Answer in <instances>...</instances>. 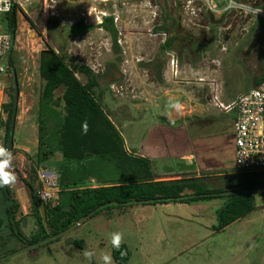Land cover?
Wrapping results in <instances>:
<instances>
[{
	"label": "rangeland",
	"instance_id": "rangeland-1",
	"mask_svg": "<svg viewBox=\"0 0 264 264\" xmlns=\"http://www.w3.org/2000/svg\"><path fill=\"white\" fill-rule=\"evenodd\" d=\"M256 1H127L123 19L126 25L117 32L119 50H116L111 35L99 30L88 33L79 44L73 43L81 35H69L68 20L79 15L83 8L98 3L56 0L46 23L42 24L43 0H31L32 4L26 7L29 15L19 13L14 52L1 59V64L8 68L0 79L1 110L9 101L13 80L10 59L17 71L21 91L12 140L13 167L18 179L11 187L20 203L17 217L30 213L31 190L25 180L36 186L39 183V179L36 182L29 175L35 166L38 149L37 109L42 87L39 55L47 46L63 48L73 63L89 66L100 76V85L95 91L120 128L126 145L132 147V140H137L143 148L147 146L141 134L144 122L153 121L156 123L153 128L161 130L158 136L163 137L161 143L151 145L149 151H154L155 155L168 157L173 162L176 156L194 151L202 165L205 163L213 169V175L235 173L234 118L215 107L213 96L218 92L219 100L229 104L252 89L255 79L264 75L261 53L264 43L257 40L258 34L251 33L258 19L264 16L252 15L247 10V6L253 7ZM111 5L99 6L111 9ZM256 6L264 8V0H259ZM44 14L45 21L47 12ZM0 23L4 28L5 21L2 19ZM81 28L85 32V27ZM170 36L173 38L167 49L164 44ZM172 56L178 63L173 70ZM108 64H115L116 68L105 76ZM159 71L161 78L158 80ZM61 93L59 90L56 95ZM170 100L179 101L183 109L179 113L175 111V118L166 121L163 115L172 110L168 106ZM145 109L148 111H143ZM185 116L191 122L189 130L186 128L188 136L180 133L181 128L173 132L181 127L178 120ZM134 117L137 125L131 120ZM209 118L211 122L197 123ZM4 134L1 129L3 143ZM57 154L59 157L56 155L38 168L59 172L63 158ZM260 174L264 178V173ZM225 202L222 197L190 203H136L104 209L65 236L0 264H103L102 254L112 256L109 234L113 232L123 233L122 244L130 251L127 264H264V196H257L258 208L254 213L215 232L216 215ZM74 241L79 246L74 245ZM17 248H20L17 241L0 245V259ZM85 249L96 253L91 261L84 257ZM113 261L117 264L114 258Z\"/></svg>",
	"mask_w": 264,
	"mask_h": 264
},
{
	"label": "trees",
	"instance_id": "trees-1",
	"mask_svg": "<svg viewBox=\"0 0 264 264\" xmlns=\"http://www.w3.org/2000/svg\"><path fill=\"white\" fill-rule=\"evenodd\" d=\"M3 21L5 31L11 36L12 47L9 53H13L19 27L18 7L14 6ZM81 27L83 26L68 27L69 35H82L84 32ZM104 27L112 37L114 48L119 50L117 30L112 21L106 20ZM251 33L258 34L257 40L264 43V19H258L257 26ZM168 45L165 42L166 48ZM54 47L47 46L39 55L42 87L37 109L38 149L35 166L29 175L37 182L36 168L47 164L57 153L62 155L59 192L52 200L45 202L51 234H48L39 211L37 191L41 188L40 183L37 182L36 186L25 180L31 190V216L36 219V231L31 236L22 227L23 219H17L20 203L13 188L0 187V245L9 241L20 243L19 249L6 252L5 256L62 232L91 213V217H94L104 209L127 207L136 204L134 202L190 203L223 197L226 202L217 212V224L213 226L215 232L222 231L257 210V196H264V178L260 173H215L211 179L200 177L157 180L149 160L135 157L126 151L124 139L115 121L104 109L95 91L100 85V76L89 67L73 63L63 48H57L59 53H56ZM261 53L264 57L263 49ZM9 67L12 68L13 80L9 88V101L2 105L5 119H1L0 125L5 132L3 144L12 150L21 91L11 59ZM114 68L115 64H108L104 75L109 76ZM157 78H161V71ZM263 81L264 75L255 79L253 88ZM59 90L62 93L57 96ZM85 122L87 132L83 130ZM91 179H95L96 187ZM227 192L234 193L225 194ZM181 197L185 198L180 199ZM150 200L155 201L147 202ZM111 202L117 205H109ZM73 243L79 246L77 241ZM121 252L125 253L123 257ZM112 256L117 264H127L130 251L122 244L119 251L113 249Z\"/></svg>",
	"mask_w": 264,
	"mask_h": 264
},
{
	"label": "built area",
	"instance_id": "built-area-1",
	"mask_svg": "<svg viewBox=\"0 0 264 264\" xmlns=\"http://www.w3.org/2000/svg\"><path fill=\"white\" fill-rule=\"evenodd\" d=\"M91 1L98 3L99 5L112 3L111 9H105L99 5L91 4L90 6L83 8V11H80V14L76 15L75 18L68 20L67 24L71 27L82 25L88 29L87 33L81 35L80 38H75L73 44H79V41L85 39L86 35L93 30H99L102 34H110L104 27L106 20H111L113 26L119 33L121 32L120 30H123L122 27H125L126 25V22L123 21L125 15L124 11L126 12L124 6L126 5V2L130 0ZM10 3L11 9L9 11L0 12V22L14 6L19 7L24 14L29 15L26 7L32 4L31 0H10ZM55 3L56 0H43L44 9L47 12V19L50 16L48 13L50 9L55 7L53 5ZM260 14L264 16V12H261ZM53 16L59 17V14H54ZM120 42L121 40H118L119 44ZM11 47V36L5 31L0 23V79L8 71V68H5L1 64V59L9 54ZM54 50L56 53H59L57 48L54 47ZM177 64V61L172 56L170 63L171 70L177 68ZM89 68L92 70L91 67ZM218 96V92L213 96L215 107L219 108V110L225 115H233L234 118V162L236 172L244 174L264 173V81L258 87H254L249 91L240 94L229 104L221 102ZM1 119L5 118L0 108V121ZM1 129L0 125V144H3ZM11 151L14 153L15 149L13 148ZM36 171L39 183L41 184V188L37 191L38 200L48 202L59 192L60 173L53 169L47 171L36 168Z\"/></svg>",
	"mask_w": 264,
	"mask_h": 264
},
{
	"label": "crops",
	"instance_id": "crops-1",
	"mask_svg": "<svg viewBox=\"0 0 264 264\" xmlns=\"http://www.w3.org/2000/svg\"><path fill=\"white\" fill-rule=\"evenodd\" d=\"M41 11H43L42 12L43 13L42 14V16H43L42 17V24H43L44 22L46 23V21H47V18L44 21V15H45L44 14L45 13L44 6H42ZM19 13L21 15H23L24 12L19 11V9H18V24L20 25V14ZM2 19H4V17ZM87 31H88V29H87ZM87 31H85L83 34H85ZM172 38H173V36L172 37L170 36V38H168L167 45L171 43ZM247 46H248V42H247ZM136 110H138V109H136ZM143 111L147 112L148 109H145ZM174 115H176V112L174 110L173 111L170 110L169 112H166V114L163 115V120L164 119L166 121H167V119L171 120V117L175 118ZM186 119H190V118H187L185 116L183 119H179L178 123H179V125H181V127H179L177 130H174L173 132L179 131L181 128L180 133H182V135L184 134V135L188 136V134H187L188 131H186V128H188V130H189V128L191 126V122L187 121ZM131 120H134L135 125H137V123L135 122L137 120L136 117L132 118ZM198 121H199V122H197L198 124H206L207 122H211L212 118H209L206 121L201 120V121H203L202 123L200 122V120H198ZM160 122H162V121L160 120ZM155 124L156 123L153 121L151 123L144 122V128L142 130V134H141L142 139L141 140H142V142L146 141L147 146L144 145V148H143L139 141L132 140V142L130 141L132 144V147H129V145H126V143H125V149L129 154H132L135 157H141V158H145V159L149 160V162L151 164L152 172L154 173L157 180L169 181V180H175V179H180V178H200V177H205V178L210 179L213 176V174H212L213 172H211L213 169L211 170V168L209 166L205 165V163L202 165L199 162V158L194 151L192 153L183 154L182 156H176L175 158H173V162H171L172 160H170L168 157H161V156L155 155L154 151H149L152 148V146H154L155 144L161 143L163 141L162 135L159 134V136H158V133L161 130H155L156 128H153L156 126ZM117 129L120 131V128L117 127ZM120 133H121V131H120ZM232 134L234 135V127H233ZM133 137H135V139H136L137 134H135V136H133ZM234 139H235V136H234ZM232 149L234 151V144H233ZM149 152H151L150 153L151 155H147V154H149ZM56 155L59 157L58 154H56ZM234 160H235V154H234ZM234 160H233V162H234ZM58 161H60V159ZM220 172H222V171H220ZM91 181H93V183H94L95 179H91ZM94 187H96L95 183H94ZM29 207H30V213L26 216H22L21 218L17 217L18 220L27 218L30 221L31 219H33V217L31 216V205L30 204L28 205V208ZM25 208H27V205H25ZM26 230L27 229H25V231Z\"/></svg>",
	"mask_w": 264,
	"mask_h": 264
},
{
	"label": "clouds",
	"instance_id": "clouds-1",
	"mask_svg": "<svg viewBox=\"0 0 264 264\" xmlns=\"http://www.w3.org/2000/svg\"><path fill=\"white\" fill-rule=\"evenodd\" d=\"M11 9L10 0H0V12H6ZM247 10L252 15H258L264 8L260 7H252L251 5L247 6ZM169 108L176 111L181 112L183 109V105L179 101L170 100ZM83 130L87 132V124L83 125ZM15 160V156L13 151L9 148L5 147L3 144H0V187H10L17 183V174L16 170L13 167V162ZM124 241L123 233L121 232H113L109 234V242L113 249L119 251L121 249V245ZM84 257L91 261L96 253L94 250L85 249L83 252ZM125 255L124 252H121V256ZM101 260L103 264H114L113 258L110 253L102 254Z\"/></svg>",
	"mask_w": 264,
	"mask_h": 264
},
{
	"label": "water",
	"instance_id": "water-1",
	"mask_svg": "<svg viewBox=\"0 0 264 264\" xmlns=\"http://www.w3.org/2000/svg\"><path fill=\"white\" fill-rule=\"evenodd\" d=\"M234 192L238 193L240 191H234ZM234 192H227L225 194L234 193ZM244 192H247V191H244ZM213 195H215V194H213ZM183 198H185V197H181L180 199H183ZM153 201H155V200H150V201H147V202H153ZM134 203H137V202H134ZM109 205H117V203L111 202V203H109ZM38 206H39V211H40V214H41V217H42L43 224H44L45 228L47 229L48 234H51L50 228H49L48 223H47L45 202L39 201L38 202ZM92 214L93 213H91V214H89V215H87L85 217L80 218L75 224H73L72 226H70L69 228H67L66 230H64V231H62V232H60L58 234L50 235L48 238H45V239H43V240H41V241H39L37 243L31 244V245H29V246H27V247H25L23 249H20V250L14 252V253H11V254L1 258L0 259V263L2 261L7 260L8 258H11V257L16 256V255H20L22 253H26V252L30 251L31 249L37 248V247L42 246V245H44V244H46V243H48L50 241H53L55 239H58V238H61V237L65 236L66 234L70 233L71 231H73L77 227L83 225L89 219V217L92 216ZM35 223H36V219L35 218L31 219L30 221L27 218L23 219L22 227H23V229H27V235L28 236H31L32 234L35 233Z\"/></svg>",
	"mask_w": 264,
	"mask_h": 264
},
{
	"label": "bare ground",
	"instance_id": "bare-ground-1",
	"mask_svg": "<svg viewBox=\"0 0 264 264\" xmlns=\"http://www.w3.org/2000/svg\"><path fill=\"white\" fill-rule=\"evenodd\" d=\"M259 0H257L256 2H254V4H253V7H257L256 5H257V2H258ZM262 12H264V11H262Z\"/></svg>",
	"mask_w": 264,
	"mask_h": 264
},
{
	"label": "flooded vegetation",
	"instance_id": "flooded-vegetation-1",
	"mask_svg": "<svg viewBox=\"0 0 264 264\" xmlns=\"http://www.w3.org/2000/svg\"><path fill=\"white\" fill-rule=\"evenodd\" d=\"M27 231V230H26Z\"/></svg>",
	"mask_w": 264,
	"mask_h": 264
}]
</instances>
